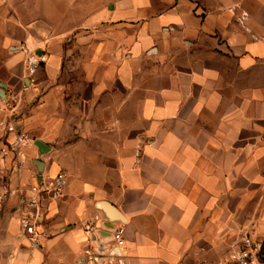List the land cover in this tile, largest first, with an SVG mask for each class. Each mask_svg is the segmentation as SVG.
I'll return each mask as SVG.
<instances>
[{"label":"crops","instance_id":"1","mask_svg":"<svg viewBox=\"0 0 264 264\" xmlns=\"http://www.w3.org/2000/svg\"><path fill=\"white\" fill-rule=\"evenodd\" d=\"M10 94L0 119L32 140L11 187L28 195L38 168L67 186L36 248L18 194L0 202V264H85L92 218L94 240L125 227L112 264H231L243 237L264 241V0H0Z\"/></svg>","mask_w":264,"mask_h":264},{"label":"built area","instance_id":"2","mask_svg":"<svg viewBox=\"0 0 264 264\" xmlns=\"http://www.w3.org/2000/svg\"><path fill=\"white\" fill-rule=\"evenodd\" d=\"M44 57L29 55L25 61V80L30 83L33 81L35 73L43 62ZM25 86L23 85V88ZM15 101V96L10 94L9 99L2 102L0 111L7 112ZM0 132L3 137L11 135L10 140L5 139L0 145V160L9 159L8 170L0 182V202L6 201L15 192L19 196V208L16 212V219L22 234L28 241L30 248L40 245L43 233L38 230L40 226V213L42 203L45 199L55 200L63 195L67 186V178L63 172H58L46 180L41 178L40 183H35L29 187V194L26 195L21 189L11 187V178L18 176L24 169L25 155L24 147L30 143L31 138L24 132L16 129L15 125L7 117L0 119ZM83 230L94 241L93 235L98 229L96 219L84 221ZM125 227L119 224L112 232L111 241L106 249L103 247H93L88 245L83 250V261L85 264H112L120 259L119 253L124 246ZM122 253V252H121ZM264 263V245L249 236H245L241 242V248L231 256V264H262Z\"/></svg>","mask_w":264,"mask_h":264},{"label":"water","instance_id":"3","mask_svg":"<svg viewBox=\"0 0 264 264\" xmlns=\"http://www.w3.org/2000/svg\"><path fill=\"white\" fill-rule=\"evenodd\" d=\"M36 145L39 147V144L36 143ZM37 166V165H36ZM39 167V165L37 166ZM38 174H39V178L37 180L38 183L41 182V170L38 168ZM98 209L103 211L106 215V217L110 220V221H115V222H118L119 221V216L117 214V212L114 210V208L109 205L108 203H105V202H100L98 203ZM114 228H112V232H113ZM112 232H111V235L110 237L108 238V241L107 242H103L101 241L100 239H97V240H94V242L96 243V247H103V249H106L107 248V245L110 243L111 241V236H112ZM98 233V229L96 230V232L94 233L93 235V239L95 238V235ZM119 256H120V259L122 257V253L120 252L119 253ZM118 259V262L121 263V260ZM264 264V263H262Z\"/></svg>","mask_w":264,"mask_h":264},{"label":"rangeland","instance_id":"4","mask_svg":"<svg viewBox=\"0 0 264 264\" xmlns=\"http://www.w3.org/2000/svg\"><path fill=\"white\" fill-rule=\"evenodd\" d=\"M0 182H1V179H0ZM263 245H264V241H262Z\"/></svg>","mask_w":264,"mask_h":264}]
</instances>
